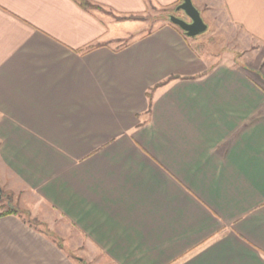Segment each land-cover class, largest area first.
Wrapping results in <instances>:
<instances>
[{"label":"crops","instance_id":"crops-1","mask_svg":"<svg viewBox=\"0 0 264 264\" xmlns=\"http://www.w3.org/2000/svg\"><path fill=\"white\" fill-rule=\"evenodd\" d=\"M214 1L253 47L236 62L168 22L0 0V191L64 224L59 246L0 215V264H264V0Z\"/></svg>","mask_w":264,"mask_h":264},{"label":"rangeland","instance_id":"rangeland-1","mask_svg":"<svg viewBox=\"0 0 264 264\" xmlns=\"http://www.w3.org/2000/svg\"><path fill=\"white\" fill-rule=\"evenodd\" d=\"M197 2L199 5L197 10L201 14L204 23L207 25V30L198 37L192 38V42L195 44L194 46L197 48L200 55L208 58L210 65L215 62H236L235 59H238L252 51V46L247 48V40L243 36L241 30L231 24L228 17L225 16L223 10L220 9V6L216 1L197 0ZM180 3L181 1L179 4ZM176 6L166 10L149 7L143 14L127 16H117L102 6H95L94 9L104 13L105 15L113 17V19L118 22H141V25H136L135 29H139L140 27L143 29V33H147L162 22L169 23V15L187 20L183 13L174 11ZM126 42L127 41H124L122 44L120 43L117 46H122L126 44ZM9 197L12 199L10 202L8 201ZM24 207L25 205L21 202L19 203V201H14V196L12 194L0 191V215L15 211L16 213L21 214L25 219L32 222L39 230L54 238L60 246H63V221H60V223L55 226L50 225L47 217L49 212L47 210L44 214H41L44 216H40L43 218V220H41V218L35 216L34 212L30 208L26 209ZM78 259V257L73 258L75 264H80ZM92 262V264H101L95 259Z\"/></svg>","mask_w":264,"mask_h":264},{"label":"water","instance_id":"water-1","mask_svg":"<svg viewBox=\"0 0 264 264\" xmlns=\"http://www.w3.org/2000/svg\"><path fill=\"white\" fill-rule=\"evenodd\" d=\"M175 12L183 13L187 20L169 15V23L179 28L186 37L195 38L206 32L207 25L199 11L194 7L192 0H181V3L176 6Z\"/></svg>","mask_w":264,"mask_h":264},{"label":"trees","instance_id":"trees-1","mask_svg":"<svg viewBox=\"0 0 264 264\" xmlns=\"http://www.w3.org/2000/svg\"><path fill=\"white\" fill-rule=\"evenodd\" d=\"M79 4H80V6L82 7V8H85V9H87V8H92V7H95V6H91V4H89V2H86L85 0H79ZM16 214V212L14 211H12V212H9V213H5V214H3V215H7V214ZM29 223L31 224V225H33L34 226V224L32 223V222H30L29 221ZM57 243V242H56ZM58 244V243H57ZM59 245V244H58ZM60 246V245H59Z\"/></svg>","mask_w":264,"mask_h":264},{"label":"flooded vegetation","instance_id":"flooded-vegetation-1","mask_svg":"<svg viewBox=\"0 0 264 264\" xmlns=\"http://www.w3.org/2000/svg\"><path fill=\"white\" fill-rule=\"evenodd\" d=\"M175 11V10H174Z\"/></svg>","mask_w":264,"mask_h":264}]
</instances>
